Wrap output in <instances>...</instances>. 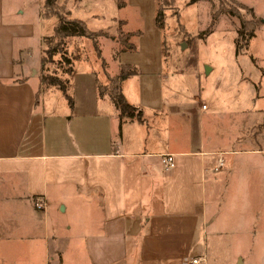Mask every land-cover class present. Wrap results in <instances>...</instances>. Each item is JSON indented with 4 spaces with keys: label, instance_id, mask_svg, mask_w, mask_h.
Wrapping results in <instances>:
<instances>
[{
    "label": "crops",
    "instance_id": "0c3cea01",
    "mask_svg": "<svg viewBox=\"0 0 264 264\" xmlns=\"http://www.w3.org/2000/svg\"><path fill=\"white\" fill-rule=\"evenodd\" d=\"M236 1L264 24L256 4L264 7V0ZM35 33L25 4L0 0V264H192L201 257L207 264L208 198L214 194L216 203L246 205L260 198L263 205L258 226L249 229L243 218L232 232L254 234L258 246L249 240L217 245L231 255L214 264H264V131L261 147L209 148L212 138L202 134L188 141L181 121L191 105L181 110V101H153L138 70L122 82V91L143 121L121 116L109 94H100L102 82L92 68L74 66L66 92L47 90L43 76H33L38 70L29 74L26 67ZM72 37L79 38H66V47ZM45 40L39 37L42 50ZM124 54L119 63L128 65ZM131 77H138L137 88ZM192 99L196 108L188 110V120L196 111L204 124L210 106L199 95ZM167 154L174 160L170 169L163 164ZM228 154L235 158L228 161ZM221 171L223 178L215 174ZM222 181L233 196H217ZM250 187L258 190L245 192ZM41 196L45 211L34 204Z\"/></svg>",
    "mask_w": 264,
    "mask_h": 264
},
{
    "label": "rangeland",
    "instance_id": "374dc122",
    "mask_svg": "<svg viewBox=\"0 0 264 264\" xmlns=\"http://www.w3.org/2000/svg\"><path fill=\"white\" fill-rule=\"evenodd\" d=\"M18 1L25 4L27 21L35 23L36 33L28 41L31 49L26 60L29 74L38 70L34 77L40 80L42 76L52 77L64 82L70 79L69 65L61 54L50 56L46 53L48 40L43 42L44 50L39 42L40 36L47 39L55 35L59 20L54 11L68 13L69 18L79 19L92 32H99L97 39L72 37L64 49L74 58L78 71L86 67L97 72L102 82L99 85H103L105 92L112 90L110 80L122 67L125 70L129 66L135 67L144 81L143 86L152 93L153 101L162 96L168 101H181V108L183 104L191 105L183 111L184 124L181 121V136L188 141L195 142L202 134L212 138L208 140L209 148L222 146L238 150L260 146L258 137L264 131V24H259L261 27L250 49L237 55L239 18L224 13L212 28L213 32H208L220 0H58L51 8L45 6L46 0ZM227 1L234 5L232 0ZM120 2H123L122 6ZM256 4L259 11H264L263 4ZM241 12L246 18L251 17L245 10ZM79 39L77 44L71 43V40ZM55 44L52 41L51 48ZM122 52L125 54L121 61L128 65L119 63ZM42 54L46 60L44 65L41 64ZM79 59L85 61H77ZM138 77L130 78L131 87L135 84L137 88ZM43 87L51 88L46 83ZM195 94L210 106L205 115L209 120L204 124H200L196 111L191 115V123L188 120V110L196 108V101L192 99ZM224 158L230 161L235 157L228 154ZM215 174L223 178L225 173ZM257 190L250 187L245 192ZM213 191L216 193L215 187ZM229 194L233 196V189L225 190L222 181L217 196L226 198ZM215 196L208 198L204 244L209 257L207 264L229 259L231 254L221 252V248L215 249L217 245L226 247L240 241L245 244L249 240L250 244L258 246L260 239L254 234L245 237L242 232L240 236L233 235L241 229L243 218L249 229L255 222L256 226L260 224L256 214L263 211L260 198L251 201L257 203L243 205L216 203L213 202ZM213 230L219 232L218 238L213 237Z\"/></svg>",
    "mask_w": 264,
    "mask_h": 264
},
{
    "label": "trees",
    "instance_id": "16d2710c",
    "mask_svg": "<svg viewBox=\"0 0 264 264\" xmlns=\"http://www.w3.org/2000/svg\"><path fill=\"white\" fill-rule=\"evenodd\" d=\"M58 0H46V7L51 8L56 5ZM194 2V0H193ZM234 5H231L227 0H220L219 8L212 15V22L210 28L208 29L209 33H212V28L216 25L220 16L224 13L230 14L239 18L240 26L238 28V38L236 42V52L237 55L242 52L249 50L251 42L256 37V31L258 29L259 24L262 22V19L258 18L253 11L252 8H249L246 5H243L236 0H232ZM120 5H123V2H120ZM241 10H245L247 14H250V18H246ZM55 15L59 18L58 25L56 27L55 35L52 37H47L48 40L46 43L48 48L46 49V53L50 56L54 57L56 54H61V58L65 60V62L69 65L68 75H71L74 71V58L68 56V52L64 47H66V38L71 36L78 37H88L92 39H97L99 36V32H92L87 28L85 23L79 19L69 18L68 13H62L61 11H54ZM47 16L45 13L44 16ZM162 15V14H161ZM160 23V22H159ZM161 24V23H160ZM129 36H131L129 34ZM54 41L56 44L53 48H51L50 44ZM125 51V50H122ZM46 57V56H45ZM45 58L43 59L42 64L44 65ZM137 73V69L135 67H130L128 70H125L123 67L119 74L113 77L110 82L112 83V90L108 93L103 90V85L99 86L100 94L105 95L109 94V96L114 101L115 105L120 111L121 116L126 115L127 117H137V119H142V111L138 110L137 107L129 104L125 98V95L122 91V82L127 79L129 76ZM48 84L50 86H58L61 90L66 92L70 86V79L66 82L52 77L43 78V84ZM68 83V84H67ZM40 100V92L36 97V104L39 103ZM72 104V102H71Z\"/></svg>",
    "mask_w": 264,
    "mask_h": 264
},
{
    "label": "built area",
    "instance_id": "2783aa9c",
    "mask_svg": "<svg viewBox=\"0 0 264 264\" xmlns=\"http://www.w3.org/2000/svg\"><path fill=\"white\" fill-rule=\"evenodd\" d=\"M203 108L206 109L207 106L204 104ZM163 164L166 169H170L174 166V160L172 159L170 154H167L166 156H164ZM223 165H224V160L222 159L220 162V166H223ZM34 204H35V207L41 211H45L48 205L46 198L43 196L35 198ZM205 260H206L205 258L201 257V258H195L191 261H192V264H204Z\"/></svg>",
    "mask_w": 264,
    "mask_h": 264
}]
</instances>
